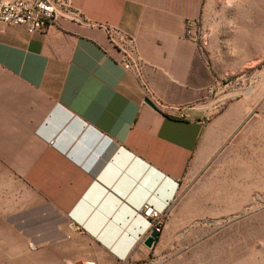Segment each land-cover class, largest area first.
<instances>
[{"label":"crops","instance_id":"crops-1","mask_svg":"<svg viewBox=\"0 0 264 264\" xmlns=\"http://www.w3.org/2000/svg\"><path fill=\"white\" fill-rule=\"evenodd\" d=\"M73 1L87 25H0V70L32 93L0 85V117L30 134L23 178L64 221L47 229L33 213L0 228V264H143L175 238L221 235L264 190V79L224 85L253 60V31L219 23L205 52L172 0ZM197 11L212 29L211 13L234 9L197 0ZM100 25L135 41L140 69L124 68ZM147 202L165 220L153 248Z\"/></svg>","mask_w":264,"mask_h":264},{"label":"rangeland","instance_id":"rangeland-1","mask_svg":"<svg viewBox=\"0 0 264 264\" xmlns=\"http://www.w3.org/2000/svg\"><path fill=\"white\" fill-rule=\"evenodd\" d=\"M173 4L182 5L188 10L187 37L208 52L212 32L219 23L237 22L238 27L248 24L247 31H253V60L247 68L224 82V85L236 83L237 78L253 79L254 84L264 79V3L252 12L237 15L236 12L211 13L206 21L213 28H205L203 12L197 11V0H172ZM236 16V17H235ZM192 31L190 33L189 31ZM234 31V30H232ZM237 31H242L237 29ZM244 31V30H243ZM194 34V35H193ZM206 39L208 44L200 41ZM259 58V59H258ZM0 85H7L15 90L32 95L23 83L0 70ZM33 144L30 134L16 120L0 117V228L21 227L35 224L31 214L45 216L47 229H59L64 224L58 213L51 206L41 204L36 190L28 186L21 172L27 146ZM255 199L253 205L244 208L230 226H223L221 235L188 238L189 244L178 245L182 238H175V244L162 256L150 258L143 264H264V190ZM49 212V213H48ZM30 214L29 217L21 216ZM44 218V217H43ZM163 224L165 222L163 217ZM23 227V226H22ZM163 227V225H162Z\"/></svg>","mask_w":264,"mask_h":264},{"label":"built area","instance_id":"built-area-1","mask_svg":"<svg viewBox=\"0 0 264 264\" xmlns=\"http://www.w3.org/2000/svg\"><path fill=\"white\" fill-rule=\"evenodd\" d=\"M60 21H67L78 25H87L84 15L75 7L73 0H27L19 3L18 0H0V25L24 26L29 32H44L49 25ZM109 35L111 42L119 49L121 63L124 68L131 70L141 68V60L133 39L117 29L107 25H100ZM192 33V31H189ZM194 35V34H193ZM207 45L206 39H201ZM185 118L184 114L180 115ZM141 215L149 221L151 230L162 231L164 215L157 211L150 202L144 204ZM79 264H98L94 260H87ZM126 264H130L126 260Z\"/></svg>","mask_w":264,"mask_h":264},{"label":"clouds","instance_id":"clouds-1","mask_svg":"<svg viewBox=\"0 0 264 264\" xmlns=\"http://www.w3.org/2000/svg\"><path fill=\"white\" fill-rule=\"evenodd\" d=\"M222 3L225 9H234L237 16L245 12H248L249 10L258 9L260 7V3H264V0H222ZM232 20L228 21V25L231 28H232ZM229 54L231 56L235 55L234 50L229 48Z\"/></svg>","mask_w":264,"mask_h":264},{"label":"water","instance_id":"water-1","mask_svg":"<svg viewBox=\"0 0 264 264\" xmlns=\"http://www.w3.org/2000/svg\"><path fill=\"white\" fill-rule=\"evenodd\" d=\"M146 103L150 105L154 110L160 112V110L149 100H146ZM160 237V232L157 230H151L149 235L145 238L144 244L148 248H153Z\"/></svg>","mask_w":264,"mask_h":264},{"label":"bare ground","instance_id":"bare-ground-1","mask_svg":"<svg viewBox=\"0 0 264 264\" xmlns=\"http://www.w3.org/2000/svg\"><path fill=\"white\" fill-rule=\"evenodd\" d=\"M19 3H27V0H18Z\"/></svg>","mask_w":264,"mask_h":264}]
</instances>
